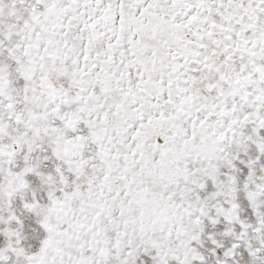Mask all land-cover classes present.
<instances>
[{
    "label": "snow or ice",
    "instance_id": "1",
    "mask_svg": "<svg viewBox=\"0 0 264 264\" xmlns=\"http://www.w3.org/2000/svg\"><path fill=\"white\" fill-rule=\"evenodd\" d=\"M0 264H264V0H0Z\"/></svg>",
    "mask_w": 264,
    "mask_h": 264
}]
</instances>
